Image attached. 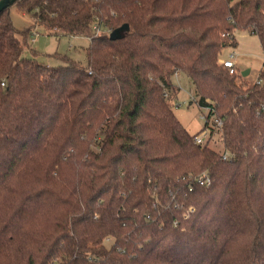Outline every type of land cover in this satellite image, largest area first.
<instances>
[{"label": "trees", "instance_id": "1", "mask_svg": "<svg viewBox=\"0 0 264 264\" xmlns=\"http://www.w3.org/2000/svg\"><path fill=\"white\" fill-rule=\"evenodd\" d=\"M14 4L34 22L0 12V264H264V63L221 62L239 28L264 49V0ZM36 26L89 37L87 62L27 55ZM181 72L223 152L176 116Z\"/></svg>", "mask_w": 264, "mask_h": 264}, {"label": "rangeland", "instance_id": "2", "mask_svg": "<svg viewBox=\"0 0 264 264\" xmlns=\"http://www.w3.org/2000/svg\"><path fill=\"white\" fill-rule=\"evenodd\" d=\"M9 13L14 24L20 29L30 28L33 19L30 14L24 13L17 4L10 7ZM36 32L29 36V47L27 55H31L33 50L38 52V59L50 65L63 63V56L82 63L87 62L86 47L89 45V37L67 34L56 35L46 32L41 26L35 27ZM237 43L227 45L223 48L221 56L223 59L229 58L234 53L236 66L238 67L239 80L242 78L257 81L259 72L264 63V49L256 34L247 29L239 28L235 32ZM33 38V41H32ZM249 69L247 74L244 71ZM173 83L179 87V91L173 100V109L182 124L192 133H198L202 138L210 136V127L205 125L202 115L209 113V107L201 106L195 85L185 73H176L172 76ZM210 146L217 151H224V144L220 139L219 131L213 133Z\"/></svg>", "mask_w": 264, "mask_h": 264}, {"label": "built area", "instance_id": "3", "mask_svg": "<svg viewBox=\"0 0 264 264\" xmlns=\"http://www.w3.org/2000/svg\"><path fill=\"white\" fill-rule=\"evenodd\" d=\"M94 31L96 34H98L99 32L102 31V28L100 27L99 24L95 23L94 24ZM33 32H36V29L34 28L33 29ZM32 41H33V38H32ZM221 62L224 64V66L228 67L229 70H230V73H235V72H238V68L236 66V62H235V59H234V53L231 54V56L229 58H225V59H221ZM210 110V109H209ZM203 119L205 120V124L206 126H209L210 127V123H211V120L213 119V122H212V128H211V132H210V136H211V133H212V130L214 128H220L223 124V121L216 115V114H210L209 113L207 115H202ZM208 136V138H202L200 137L198 134L196 135L195 137V141L197 143H200V144H204L206 143L209 139H211V137ZM227 152H224L223 153V158H226L227 157ZM199 183L201 185H209L211 183V179L209 176H202L200 179H199Z\"/></svg>", "mask_w": 264, "mask_h": 264}, {"label": "water", "instance_id": "4", "mask_svg": "<svg viewBox=\"0 0 264 264\" xmlns=\"http://www.w3.org/2000/svg\"><path fill=\"white\" fill-rule=\"evenodd\" d=\"M17 0H0V12L4 11L5 9L11 7ZM130 26L128 23H124L119 27L112 30L109 34V37L113 40L120 39L124 37L125 33L129 30ZM249 69L243 72V74H247Z\"/></svg>", "mask_w": 264, "mask_h": 264}, {"label": "crops", "instance_id": "5", "mask_svg": "<svg viewBox=\"0 0 264 264\" xmlns=\"http://www.w3.org/2000/svg\"><path fill=\"white\" fill-rule=\"evenodd\" d=\"M89 40H90V39H89ZM225 58H226V57H225ZM225 58H224V59H225ZM222 59H223V56H222ZM237 68H238V67H237Z\"/></svg>", "mask_w": 264, "mask_h": 264}]
</instances>
